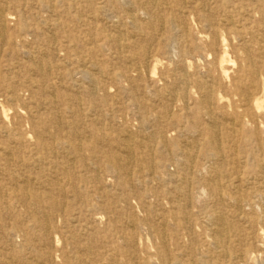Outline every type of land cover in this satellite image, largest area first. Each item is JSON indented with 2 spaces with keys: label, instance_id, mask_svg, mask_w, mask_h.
Listing matches in <instances>:
<instances>
[{
  "label": "bare ground",
  "instance_id": "1",
  "mask_svg": "<svg viewBox=\"0 0 264 264\" xmlns=\"http://www.w3.org/2000/svg\"><path fill=\"white\" fill-rule=\"evenodd\" d=\"M3 1L0 0V55L10 47L14 50L18 37L23 46L28 43L20 34L27 26L26 19L6 12L7 3ZM74 1L47 0L51 8L63 2L67 10L76 9ZM106 1L120 5L117 0H86L82 9L75 10V19L82 21L84 10L90 12L91 19H102L107 13L102 2ZM209 1L202 0L200 4L209 35H200L210 39L216 49L222 48L221 54L215 56L214 65L204 75H199L189 71L188 64L191 66L192 62L185 55L187 51L182 50L170 74L172 81L161 88L155 86L162 107L156 118L166 117L177 124V139L166 138L162 125L149 128L146 117L136 129L124 123L112 130L114 134L104 133L107 119L98 115L95 100L103 87L100 77L130 79L132 71H142L156 41L152 33L156 24L180 31V16L173 10L191 0H124L128 7L122 18L111 21L110 31L106 27L97 31L105 34L112 49L116 42L120 49L113 56L127 65L122 70L105 71L96 62L79 61V73L88 81V102H83L76 91L68 93L61 89V69L68 60L59 55L58 38L52 32L53 27L66 30L59 17L45 23L47 33L41 46L23 50L30 63L19 82L31 91L28 101L9 89L14 87V81L0 72V78L9 84L5 90L7 99L24 104L26 111L18 110V114H26L29 127V131L19 133L18 126L23 123L20 115L18 126L10 128L5 123L7 110L0 105V136L8 140L5 144L0 141V210L11 213L15 221L8 226L0 219V264L53 262L60 239L59 218L66 224L62 233L63 264H264V43L258 27L252 29L236 21L242 14L243 0H216V6ZM251 2L264 12V1ZM134 6L150 12L153 19L141 25ZM128 18L137 32H146L140 40L122 44L123 37L117 28ZM225 31L240 38L251 36L250 40L241 38L247 62L241 73L230 79L228 87L214 77L215 71L223 79L228 76ZM249 42L262 44L260 52L252 50ZM189 89L200 97L193 121L174 111L179 102L187 108ZM131 95L136 105L148 106L135 83ZM107 105L112 111L119 108L114 102ZM84 107L99 125L90 133H86L79 116ZM191 130L197 134L190 135ZM204 135L207 139L202 147ZM102 142L108 143L105 148L101 147ZM85 147L93 151L101 148L105 160L88 179L99 180L103 168L118 174L119 186L136 189L139 205L145 211L143 217L130 212L122 224L110 220L101 232L98 218L79 225L75 217L67 216V195L77 192L75 159ZM3 168L6 174L2 173ZM193 189H197L195 194ZM205 190L210 194V202L195 214L196 198ZM106 201L101 204L105 210L111 208ZM19 204L26 208L24 215L14 211ZM140 228L154 239L150 245L153 252L149 247L138 246L136 231ZM15 235L20 237L19 242L12 239Z\"/></svg>",
  "mask_w": 264,
  "mask_h": 264
},
{
  "label": "rangeland",
  "instance_id": "2",
  "mask_svg": "<svg viewBox=\"0 0 264 264\" xmlns=\"http://www.w3.org/2000/svg\"><path fill=\"white\" fill-rule=\"evenodd\" d=\"M4 1V3H7L4 6L6 12L14 14L17 17L22 16L27 22L26 28L20 34L26 37L28 43L23 46L19 42L20 38L18 37L17 42L15 41L16 44L14 43L15 49L13 50L10 47L7 51H4L0 55V72L8 75L15 83V85H13L14 87L9 88L8 82L0 78V105L5 106L7 110L6 113L8 115V119L5 120V123L10 128L17 125V123L21 120L20 115H22L23 123L21 126L17 125L19 127V133L29 131L26 114H18V110L23 112L26 110L23 103L19 104L9 101L5 90L7 88L14 90L20 94L24 101H28L32 96L31 91L27 87L22 86L19 82L22 80L24 71L27 67H29L30 63L29 58L24 54L23 50L37 45L41 46L42 37L47 33V30L43 28L46 22H52L55 18L59 17L66 25V30L55 27L52 29V32L55 33L58 38L59 45L57 46L61 49L59 55L61 57H66L68 60V63L62 65L63 67L61 72L63 74L61 77L62 79H60L59 82L62 85L61 89L63 91L68 93L75 91L78 92L83 97V102H88L86 100V87L88 86V81L79 73V61L85 60L87 63L92 61L96 62L105 71H110L111 69L122 70L125 68V65H127L125 61L113 56L116 55L115 52L120 49L116 47V42L113 43L115 48L112 49L105 34L102 32L98 33L97 31V29L101 27L102 29L106 27V29L110 31L111 21H118L122 18L124 10L128 7L127 3H124V0H117L120 3L119 6L109 1L102 2V5H104L107 9V13L100 20L91 19L90 12L84 10L82 13V21L75 19V10L77 8L82 9V6L86 4V0H75L76 9L73 10H67L63 2L57 3L53 8H51L47 0ZM201 1L202 0H191V2L185 3L180 7L176 6L177 9L173 10L180 16V20H178V24L181 27L180 31H171L159 22L156 24L152 30L156 41L152 43V47L149 51L151 56L147 58L148 65L143 64V68L140 73L132 71L130 73L132 78L130 79L113 80L108 75L100 77L103 87L96 94L95 103L97 104L98 115H105L107 119L106 127L102 129V132L114 134L112 130L124 123H127L133 129H136L143 118L146 117L149 122V128L152 129L156 126L162 125L164 127L163 135L166 138H179V126H177V124L167 121L166 117H163L162 119L156 118L158 114H161L162 107L160 106V100L156 95L155 86L161 88L165 83L172 81L170 74L175 68L176 61H178L181 57L182 50L187 51L185 55L187 56V59L192 62L191 66L188 64V69H191H189V71L191 73L197 71L199 75H204L207 69L214 65L215 56L217 54H221L223 50L222 48L220 49V47H218V49H216L215 46H211L210 39L203 37L204 35H200H209L208 29L204 27L203 24L202 11L200 9ZM251 1L252 0L241 1L243 2L244 7L242 8V14L237 17L236 21L238 24L243 23L252 29L258 27V33L260 34V39L263 41L261 43L263 44L264 30L262 25H264V12L257 10ZM257 1H260V4H262L264 0ZM209 2L212 6H216V0H210ZM133 10L136 11L137 18H139L138 20L141 25L147 24L153 19L152 14L142 7L134 6ZM245 10L249 11L244 12ZM173 11L168 10V12ZM218 11L216 14L219 16ZM123 21L124 25L117 28V31L119 29L118 32H120L123 37L121 40L122 44L130 43L132 40L135 41L143 38L146 31L143 30L137 32L136 26L129 18L124 19ZM13 24L14 22H12L10 26L13 27ZM39 26H41L42 29H38ZM117 31L113 29V32L117 33ZM225 33L228 39L226 62L228 76L223 79L221 78L219 71H215L214 77L218 78V82L220 84L222 83L224 86L228 87L230 86V79L235 78L238 74H240V69L244 68L247 62V54H245L246 52L242 49L241 40H250L251 36H241V39L232 31H225ZM249 44L252 50L260 52L262 44L256 42H249ZM255 54L254 58L258 60L259 57ZM156 60L158 61L157 63ZM155 63L156 68L153 70ZM162 77H166V80L162 79ZM134 83L137 86V92L141 96H144L147 100L148 106L146 108L136 105L132 98L131 91ZM188 91L189 99L187 100V108L185 109L182 107V102H179V105H177V101V106L174 108V111L186 115L189 120L193 121L198 107L200 106V97L198 94L193 93L190 89ZM223 93L227 97L231 98L228 95L229 93L227 94L225 91H223ZM104 100H106V102H104ZM113 102L117 103L119 106V108L115 111H112L107 105L108 103ZM217 103L221 105L220 101ZM79 113L81 124L85 126L84 128L86 133H90L92 129H95L94 127L99 126L96 124L97 122L94 120V116L88 115L85 107L82 108ZM195 134H197L195 131H190V135ZM205 139H207V136H202V147ZM88 140L89 135L86 142H88ZM0 141L5 144L8 140L5 136H0ZM107 144L108 143L106 142H102L101 147L105 148ZM101 151V148L93 151L85 147L82 151V155H78L76 157L75 174L78 176V181L75 185L77 192H72L67 195V198L69 197L67 216L70 215L69 217H71L72 215V217H75L79 225H84L88 222H92L95 218H98V230L103 232L106 230L108 221L114 220L116 223L118 222L122 224L127 218L128 213L134 212L139 217H143L145 211L139 205L138 198L135 195V188H131L130 186L122 188L119 186L120 176L118 174L103 168L100 171L99 180L91 181L88 179V177L94 172L95 167H98L100 163L105 164ZM206 170L207 169H204L203 172L206 173ZM2 173H7L5 168H3ZM4 176L5 175L2 177L4 178ZM104 182L107 183V185H105ZM4 184H6V182ZM6 186L9 185L7 184ZM196 191L197 189H193L192 193L195 194ZM205 191L208 193L207 190ZM205 191H203L204 193H201L202 195L199 194L196 198L193 207V212L195 214L198 213L197 211L203 208L205 209L207 204L210 202V194H206ZM203 194L205 195L203 196ZM198 200L201 201L199 202ZM104 201L109 202V206H111V208L105 210L101 206ZM259 208L260 205H258V209ZM14 211L17 214L24 215L26 213V208L19 204L14 207ZM10 214L11 213L6 210H0V219L8 226L15 222ZM57 226L60 229V233H58L60 238L58 244L59 247L57 246L54 250L55 260L49 264H63V259L61 257V250L63 248L62 233L66 229V224L62 218H59ZM136 237L139 241L138 246L140 248L149 247L150 251L153 252L150 245H152L154 239L146 235L144 228L137 229ZM12 239L15 242L20 241V237L16 235L12 236ZM142 255L145 256L146 253H142Z\"/></svg>",
  "mask_w": 264,
  "mask_h": 264
}]
</instances>
